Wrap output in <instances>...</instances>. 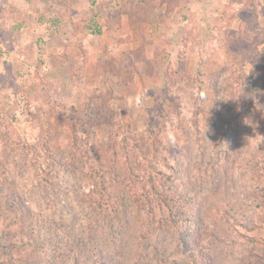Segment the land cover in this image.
<instances>
[{
    "label": "rangeland",
    "instance_id": "1",
    "mask_svg": "<svg viewBox=\"0 0 264 264\" xmlns=\"http://www.w3.org/2000/svg\"><path fill=\"white\" fill-rule=\"evenodd\" d=\"M231 110L241 128L214 159ZM249 154L264 164V0H0V264H257L264 176L241 178ZM163 157L177 169L158 178L192 199L187 249L144 237L128 181Z\"/></svg>",
    "mask_w": 264,
    "mask_h": 264
},
{
    "label": "trees",
    "instance_id": "2",
    "mask_svg": "<svg viewBox=\"0 0 264 264\" xmlns=\"http://www.w3.org/2000/svg\"><path fill=\"white\" fill-rule=\"evenodd\" d=\"M184 67L181 64L176 77H181L184 74ZM250 79V80H249ZM247 80L252 81L251 78ZM244 87L243 83H239V87L234 89L235 94H238L242 99V106H245L249 103L250 98H247L248 88L255 89L256 86ZM250 97V95L248 94ZM235 100H238L237 95L234 96ZM247 108V106H246ZM243 119L241 115L229 111V115L226 120L221 124L220 130L218 132L217 143L213 147L211 157L221 158L222 156H227L228 153H223V148H226L233 138L238 134ZM259 126H262L258 123ZM127 141L131 144V149H133L132 154L127 158H137L138 152V141L129 133ZM146 159V158H145ZM166 160V162H165ZM216 161V160H215ZM146 162L151 163V161L146 159ZM162 169H158L154 165H144L139 168L132 166V170H138L133 172L129 169L127 172L128 181L130 183V188L133 192L138 193V198L142 203V214L145 224L144 227L145 236L149 234L151 230L159 236L164 232H170L176 239L178 245H181L183 248L187 249L189 247V236L194 226V208L192 206V199L186 197L182 190H179L177 187L169 186L165 184L162 179L158 178V174L167 175L171 178V175L168 174L169 170H176L175 161L170 157H163L161 160ZM214 165V164H213ZM240 176L243 179L245 176L252 175L251 180L260 179L264 176V164L257 159L255 154H249L238 162ZM108 171H105L101 166H96L95 176L97 183V193L95 194L94 204L97 209L94 208L95 214L97 217L101 215L106 217L104 213L107 205L111 204L113 201V187L112 180ZM143 224V223H142ZM257 264H264V258L257 256ZM186 264H204L202 255L199 252L191 253L186 260Z\"/></svg>",
    "mask_w": 264,
    "mask_h": 264
},
{
    "label": "clouds",
    "instance_id": "3",
    "mask_svg": "<svg viewBox=\"0 0 264 264\" xmlns=\"http://www.w3.org/2000/svg\"><path fill=\"white\" fill-rule=\"evenodd\" d=\"M91 39H92V38L89 37L88 40H85V41H84L85 47H88V46H89L88 41L91 40ZM142 99H143V98H142L141 96L138 95V96L135 98V103H136L137 105L141 104V103H142ZM166 135H167V140H168L170 143H172V144H175V143H176V138H175L174 132L172 131L171 128H169V129L167 130Z\"/></svg>",
    "mask_w": 264,
    "mask_h": 264
}]
</instances>
